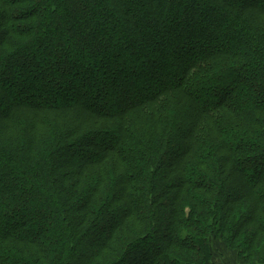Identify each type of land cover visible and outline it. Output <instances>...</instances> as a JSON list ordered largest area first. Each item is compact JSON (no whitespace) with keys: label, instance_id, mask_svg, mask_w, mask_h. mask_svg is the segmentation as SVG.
<instances>
[{"label":"trees","instance_id":"1","mask_svg":"<svg viewBox=\"0 0 264 264\" xmlns=\"http://www.w3.org/2000/svg\"><path fill=\"white\" fill-rule=\"evenodd\" d=\"M213 244L264 264V0H0V264Z\"/></svg>","mask_w":264,"mask_h":264},{"label":"rangeland","instance_id":"2","mask_svg":"<svg viewBox=\"0 0 264 264\" xmlns=\"http://www.w3.org/2000/svg\"><path fill=\"white\" fill-rule=\"evenodd\" d=\"M214 17H217V16H214ZM213 248H214L213 250L215 251L214 257L217 262L219 263L228 262L231 264H235L237 262V259L229 255V252L224 247L220 248V246L213 244Z\"/></svg>","mask_w":264,"mask_h":264},{"label":"crops","instance_id":"3","mask_svg":"<svg viewBox=\"0 0 264 264\" xmlns=\"http://www.w3.org/2000/svg\"><path fill=\"white\" fill-rule=\"evenodd\" d=\"M236 263H237V262H236ZM236 263H235V264H236Z\"/></svg>","mask_w":264,"mask_h":264}]
</instances>
